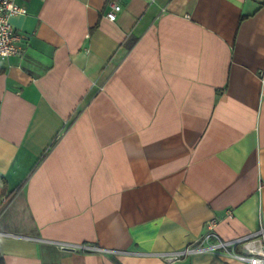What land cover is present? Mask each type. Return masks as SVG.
I'll use <instances>...</instances> for the list:
<instances>
[{"label": "crops", "instance_id": "0c3cea01", "mask_svg": "<svg viewBox=\"0 0 264 264\" xmlns=\"http://www.w3.org/2000/svg\"><path fill=\"white\" fill-rule=\"evenodd\" d=\"M17 1L0 264H250L166 257L264 226V0Z\"/></svg>", "mask_w": 264, "mask_h": 264}, {"label": "built area", "instance_id": "2783aa9c", "mask_svg": "<svg viewBox=\"0 0 264 264\" xmlns=\"http://www.w3.org/2000/svg\"><path fill=\"white\" fill-rule=\"evenodd\" d=\"M149 3L155 0H146ZM110 10L107 12L106 17L109 20L116 18V13L121 9V6L115 2L109 3ZM26 13L25 6L18 3L17 0H0V59H5L11 56H17L21 50L17 45L18 36L14 33L10 24V17L17 14ZM6 197L2 196L0 199V216L3 211V206L6 203ZM213 222L207 223V227L212 229ZM3 234L0 232V235ZM213 238L211 241L210 238ZM57 246L61 249H83L91 250L96 249L93 246H86L81 244H68L56 242ZM236 245H240L243 248V254H232L236 259L246 261L250 264H264V226L259 228L245 236H241L229 241H222L213 236L207 234L204 237L202 243L189 246L180 251H175L167 254V260L177 259L181 256L187 255L191 252L200 251H221L228 252L229 248H233Z\"/></svg>", "mask_w": 264, "mask_h": 264}]
</instances>
